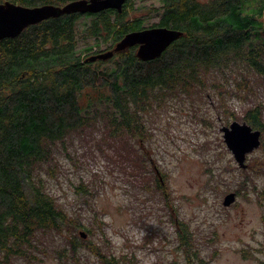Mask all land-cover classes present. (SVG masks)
<instances>
[{
	"label": "trees",
	"instance_id": "16d2710c",
	"mask_svg": "<svg viewBox=\"0 0 264 264\" xmlns=\"http://www.w3.org/2000/svg\"><path fill=\"white\" fill-rule=\"evenodd\" d=\"M10 1L37 6L72 0ZM156 1L148 9L160 19L151 26L179 29L183 35L151 60L137 56L138 45L105 60L89 59L102 52L103 43L111 42L106 50L114 49L126 33L146 27L135 0H127L122 11L51 17L0 40V264H33L50 249L59 260L78 262L82 245L103 264H121L93 239L95 227L50 191L49 181L58 174L57 152L96 131L104 141H129L140 174L151 171L145 150L157 115L151 112L186 98L210 100L217 116L225 113L228 120L242 110L243 120L262 131L261 145L249 155L246 177L234 191L247 197L251 188L264 204V186L256 183L264 178V98L254 94L264 85V0ZM81 16L93 18L81 27ZM88 88L104 92L97 104L83 106L80 95ZM232 96L241 100L239 110L229 104ZM164 176L155 173L153 182L169 198ZM84 185L80 181L77 192L91 193ZM55 233L61 240L53 245L49 240ZM177 239L189 264L203 259L188 223H178ZM257 250L264 252V242ZM242 251L244 257L261 259L251 249Z\"/></svg>",
	"mask_w": 264,
	"mask_h": 264
},
{
	"label": "rangeland",
	"instance_id": "374dc122",
	"mask_svg": "<svg viewBox=\"0 0 264 264\" xmlns=\"http://www.w3.org/2000/svg\"><path fill=\"white\" fill-rule=\"evenodd\" d=\"M135 4L141 7L138 13L145 17L146 27L159 21V13L148 9L158 5L156 0H135ZM92 18L81 16V27ZM110 43H103L101 51ZM103 92L85 89L81 104H97ZM254 94L264 98V85H258ZM228 102L237 110L241 108L237 96ZM212 104L210 100L186 98L152 111V116L157 113L150 123L153 138L143 144L151 171L143 169L142 174L129 141H104L96 131L87 140L77 137L69 141V152H57L58 174L49 181L50 191L67 209L95 227L93 239L104 251L116 254L121 264H189L178 247L181 221L192 228L203 257L190 264H264V252L257 250L264 242V204L258 203L251 188L247 189L249 196L240 194L232 204L223 203L224 196L239 188L246 174L227 148L221 126L242 121L243 111L228 120L225 113L217 116ZM247 163H251V156ZM155 173L165 175L169 198L156 188ZM80 181L92 192H77ZM256 183L262 188L264 178L258 177ZM148 184L153 187H145ZM50 237L53 245L61 240L59 233ZM88 237L87 233L85 239ZM243 248L261 259L244 257ZM39 255L33 264H103L84 245L77 251L78 262L59 260L52 249Z\"/></svg>",
	"mask_w": 264,
	"mask_h": 264
},
{
	"label": "water",
	"instance_id": "95a60500",
	"mask_svg": "<svg viewBox=\"0 0 264 264\" xmlns=\"http://www.w3.org/2000/svg\"><path fill=\"white\" fill-rule=\"evenodd\" d=\"M127 0H72L65 5L45 3L37 6L19 4L10 0L0 2V40L6 37H17L26 27L51 17L70 13H97L114 8L122 11ZM183 31L166 26H150L133 30L118 41L114 49L102 51L89 57L91 60L108 59L114 52L138 45L137 56L143 60L159 57ZM227 148L233 153L239 167L248 166V155L261 145L262 131L254 128L246 120H233L221 126ZM237 193L230 191L224 196L223 203L230 205L236 201ZM82 237L87 236L81 230Z\"/></svg>",
	"mask_w": 264,
	"mask_h": 264
},
{
	"label": "bare ground",
	"instance_id": "6f19581e",
	"mask_svg": "<svg viewBox=\"0 0 264 264\" xmlns=\"http://www.w3.org/2000/svg\"><path fill=\"white\" fill-rule=\"evenodd\" d=\"M249 155H250V154H249ZM249 155H248V156H249Z\"/></svg>",
	"mask_w": 264,
	"mask_h": 264
}]
</instances>
